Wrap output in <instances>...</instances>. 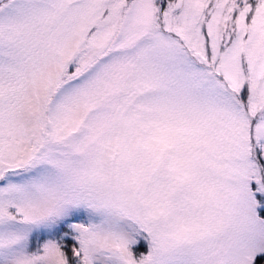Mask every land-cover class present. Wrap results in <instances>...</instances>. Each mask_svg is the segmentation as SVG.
Listing matches in <instances>:
<instances>
[{
    "label": "snow or ice",
    "instance_id": "1",
    "mask_svg": "<svg viewBox=\"0 0 264 264\" xmlns=\"http://www.w3.org/2000/svg\"><path fill=\"white\" fill-rule=\"evenodd\" d=\"M0 264H264V0H0Z\"/></svg>",
    "mask_w": 264,
    "mask_h": 264
}]
</instances>
